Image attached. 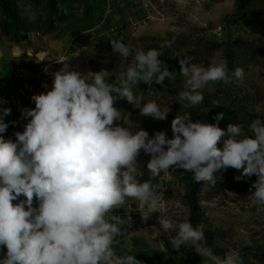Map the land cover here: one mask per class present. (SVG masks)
Segmentation results:
<instances>
[{"label":"clouds","instance_id":"clouds-1","mask_svg":"<svg viewBox=\"0 0 264 264\" xmlns=\"http://www.w3.org/2000/svg\"><path fill=\"white\" fill-rule=\"evenodd\" d=\"M110 42L121 57L114 71L82 74L59 61L63 67L53 74L52 89L33 95L35 108L23 111L30 117L24 131L15 133V141L0 136V246L7 249L0 264H142L133 254H117L114 245L123 234V222L114 210L135 200L147 222L162 209L161 186L152 181L170 168L190 172L196 183L209 187L215 186V174L222 169L241 170L243 177L255 175L249 198L264 205V121L253 120L246 131L233 123L224 130L218 127L223 112L215 115V124L193 122L185 113L171 121V139L165 131L149 137L143 129L122 126L121 111L114 106L118 98L145 117L166 120L171 109H161L155 100L140 106L143 96L135 95L133 87L141 82L163 85L166 79L175 80L177 72L169 71L158 50H137L133 55L122 41ZM179 65L184 90L177 101L182 105L202 103V90L209 84H228L244 76L240 67L229 74L226 60L205 65L186 55ZM0 111L4 133L8 124L3 117L11 109ZM141 151L151 157L146 165L151 176L143 182L137 178ZM20 196L25 199L14 204ZM201 204L214 207L215 201ZM158 223L165 232H176L170 241L173 248H194L203 264H243L235 251L223 257L215 254L206 244L203 224L193 226L167 216L159 217ZM159 236V231L151 234L153 240ZM159 244L166 250L163 242Z\"/></svg>","mask_w":264,"mask_h":264},{"label":"rangeland","instance_id":"rangeland-1","mask_svg":"<svg viewBox=\"0 0 264 264\" xmlns=\"http://www.w3.org/2000/svg\"><path fill=\"white\" fill-rule=\"evenodd\" d=\"M110 40L130 46L133 55L137 50H158L163 54L159 59L169 71L177 72L175 80L166 79L163 85L141 82L133 87L135 95L143 96L140 106L155 100L161 109L169 107L166 120L145 117L135 105L118 98L114 106L121 111L118 123L122 126L130 125L133 131L143 129L149 137L165 131L171 139V121L185 113L193 122L207 123L229 109L237 113L235 124L245 131L253 120L264 121V0H0V81L9 80L8 69L12 66L33 72L27 81H9L18 103L6 107L11 113L3 117L8 127L0 136L15 141V133L24 131L30 117L22 113L35 108L33 95L52 89L53 74L63 67L59 61L82 74L114 71L121 57L113 51ZM212 42L218 46L212 47ZM42 52L44 56H40ZM186 55L197 64L226 60L229 74L240 67L243 79L209 84L202 90V103L188 106L184 101L182 105L177 101L184 90L179 58ZM108 79L111 82L112 77ZM26 90L28 94L24 95ZM227 126L220 128L226 130ZM222 146L223 141L218 144ZM150 159L141 151L137 163L141 182L151 176L146 167ZM215 175V186L202 182L198 194L200 204L215 201L214 207L201 204L206 226L213 231L214 253L223 257L235 251L243 264H264V205L249 198L257 177H243L241 170L233 168ZM238 176L241 179H235ZM192 179V173L171 168L156 177L152 182L161 186L162 209L147 222L142 221L135 200L129 199L121 209H115L114 214L123 222V234L114 245L117 254H133L142 264H203L194 248H173L170 241L176 232H165L158 223L163 216L177 222L189 221L186 194ZM24 199L20 196L13 203ZM33 206H38L35 198ZM155 231L161 236L153 240L151 234ZM245 240L251 244H245ZM160 242L166 250L162 251ZM6 252V247L0 246V259Z\"/></svg>","mask_w":264,"mask_h":264},{"label":"trees","instance_id":"trees-1","mask_svg":"<svg viewBox=\"0 0 264 264\" xmlns=\"http://www.w3.org/2000/svg\"><path fill=\"white\" fill-rule=\"evenodd\" d=\"M243 13H244V10H243ZM179 43L180 42H177L176 45H179ZM210 45H212V47L218 46V44L214 42L210 43ZM223 113L225 114V116L223 119L219 121L218 127H224L225 125L229 123L235 124L237 120L239 119L237 113L230 112L229 109L224 110ZM207 123L215 124L216 121L213 118V119L208 120ZM201 183L202 182L196 183L194 179H192L189 185V188H188V192L186 194L187 204L190 210L189 221L193 224V226H196L199 224L205 225L204 235L206 238V244L207 246L212 248V244L214 240L213 231L209 227L206 226V221L202 214V206L200 204L199 197H198Z\"/></svg>","mask_w":264,"mask_h":264},{"label":"built area","instance_id":"built-area-1","mask_svg":"<svg viewBox=\"0 0 264 264\" xmlns=\"http://www.w3.org/2000/svg\"><path fill=\"white\" fill-rule=\"evenodd\" d=\"M9 80L3 79L0 81V110L17 105L18 96H16L9 88V81L24 82L33 77V72L25 67L12 66L8 69ZM27 92V90H26ZM24 95L28 94L23 93Z\"/></svg>","mask_w":264,"mask_h":264},{"label":"water","instance_id":"water-1","mask_svg":"<svg viewBox=\"0 0 264 264\" xmlns=\"http://www.w3.org/2000/svg\"><path fill=\"white\" fill-rule=\"evenodd\" d=\"M41 54H42V55H40V56H44V55H45V53H43V52H42Z\"/></svg>","mask_w":264,"mask_h":264}]
</instances>
